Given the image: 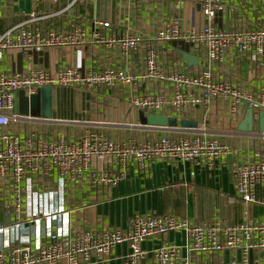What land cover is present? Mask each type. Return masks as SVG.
<instances>
[{
	"label": "built area",
	"instance_id": "1",
	"mask_svg": "<svg viewBox=\"0 0 264 264\" xmlns=\"http://www.w3.org/2000/svg\"><path fill=\"white\" fill-rule=\"evenodd\" d=\"M33 1L35 5H64L47 15L32 12L28 20L0 34V60L12 50L98 46L118 50L127 65L86 72L64 66L54 73L36 68L25 74H0V199L8 198L1 209L0 264H59L62 259L68 264H90L93 256H108L119 245L128 248L124 264H140L147 257L142 245L169 233L184 234V245L162 244L152 252V264H264V215L229 223L221 215L202 222L150 211L136 213L126 228L79 230L70 220V211L60 205L36 210V206L49 204L48 197L57 192L38 194L29 188L35 178L45 181L46 187L52 183V174L59 177L58 183L76 182L87 174L92 185L114 186L130 166L143 171L155 161L213 168L229 150L205 126L206 110L219 100L233 121L246 106L252 109L253 118L264 114V78L254 94L243 84L218 75L233 55L247 56L254 69H264V29L241 27L236 22L228 29L218 27L215 21L225 11L222 0ZM91 5L88 32L75 24L62 33L26 28L27 23L78 7L85 10L78 16L80 20L83 15L88 19ZM188 10L200 12L203 23L193 26L185 22ZM181 52L196 64L189 65ZM121 85L133 87L128 112L163 115L178 124H134L142 136L123 139L86 130L75 141L62 134L53 139L35 134L21 138L7 130L20 118L14 113L17 91L30 96L51 87L106 94ZM181 120L195 122L196 128L180 127ZM92 164L100 165L99 169H91ZM232 175L234 195L226 198L227 204L264 207V130L258 133L253 156L235 162ZM23 195L29 198L26 205Z\"/></svg>",
	"mask_w": 264,
	"mask_h": 264
},
{
	"label": "crops",
	"instance_id": "2",
	"mask_svg": "<svg viewBox=\"0 0 264 264\" xmlns=\"http://www.w3.org/2000/svg\"><path fill=\"white\" fill-rule=\"evenodd\" d=\"M34 3L33 0H0V34L28 20L32 12L47 15L58 12L64 5L62 3L58 6H49L46 2L36 5ZM222 3L225 11L215 21L218 27L228 29L233 22H236L241 27L264 29L263 2L222 0ZM88 11L90 12L88 19L83 15L80 20L78 16L85 10L83 7H78L45 21L27 23L26 28L42 33L46 30L62 33L70 25L75 24L88 32L89 21L93 16L92 5ZM96 16H100L98 11ZM184 17L185 22L193 26L203 23L200 12L196 14L195 10L186 11ZM183 54L185 53H179L181 57ZM110 65L125 68L127 64L118 50H108L98 46L23 49L5 52L0 60V74L16 72L25 74L36 68L54 73L64 66H73L81 72H86L91 68ZM218 75L227 82L243 84L255 94L264 78V69H254L247 56L233 55L225 60ZM132 88L131 85H121V88L118 87L106 94L80 88L54 89L50 120H41L38 116L19 115L20 118L15 123L9 124L7 130L18 134L21 138L35 134L53 139L62 134L70 141L77 140L86 130L103 131L112 139L142 136L139 127L132 126L139 123V112H128L126 108L128 94ZM41 108L42 98L38 101V113L41 112ZM206 111L205 126L210 134L221 140L229 150L227 157L217 162L213 168L155 161L146 164L143 171L130 166L123 179L114 186L92 185L87 174H84L81 180L68 181L66 184L58 183L59 177L52 174V183L48 182L46 187H43L45 181L41 182L40 179L35 178L29 186L34 193L57 192V196L52 195L50 198L47 196L49 204L36 206V210L43 211L60 205L70 211V220L79 230L126 228L128 221L136 213L150 211L157 214L171 213L202 222L209 221L215 215H221L229 223L252 220L264 215V207L244 206L240 203L228 205L226 202L227 197L234 195L232 175L234 163L251 158L258 147L260 131L258 114L253 118V131L246 133L238 130L246 108H243L240 118L234 121L230 120L219 100ZM99 167L100 165L92 164L91 169L98 170ZM25 195L27 196L26 193ZM27 197L22 196L25 205L29 201ZM5 203H8V198L0 199V214ZM50 225L54 228L55 222ZM166 242L183 246L185 236L181 233H169L145 242L142 247L147 257L140 264H152V252ZM127 253V246L119 245L108 256H93L90 264H124ZM59 264L68 263L62 259Z\"/></svg>",
	"mask_w": 264,
	"mask_h": 264
},
{
	"label": "water",
	"instance_id": "3",
	"mask_svg": "<svg viewBox=\"0 0 264 264\" xmlns=\"http://www.w3.org/2000/svg\"><path fill=\"white\" fill-rule=\"evenodd\" d=\"M183 60H185L189 65H195L196 60L191 56L182 55ZM51 87H44L38 89L35 94L27 96L25 91H17L14 95V113L20 116H38L45 120H50L52 118V92ZM42 98V110L40 113L37 112L38 101ZM246 106V105H245ZM246 111L241 121L238 130L241 132L250 133L253 131V111L250 107H245ZM259 130H264V114L259 113ZM139 123L147 126H157V127H167L176 126L178 123L174 118H168L163 115L148 114L143 113L138 114ZM180 127L184 128H196V123L181 120L179 122ZM1 220V214H0ZM7 223V222H6Z\"/></svg>",
	"mask_w": 264,
	"mask_h": 264
},
{
	"label": "trees",
	"instance_id": "4",
	"mask_svg": "<svg viewBox=\"0 0 264 264\" xmlns=\"http://www.w3.org/2000/svg\"><path fill=\"white\" fill-rule=\"evenodd\" d=\"M258 209V208H257ZM259 210V209H258ZM255 212H257L256 210H255ZM241 222H244V220H242V221H237V222H235V223H241Z\"/></svg>",
	"mask_w": 264,
	"mask_h": 264
}]
</instances>
